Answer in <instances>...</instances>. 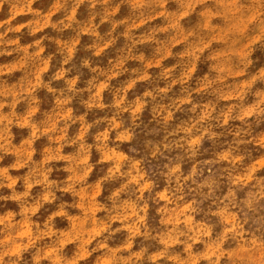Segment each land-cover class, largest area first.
<instances>
[{"label": "clouds", "instance_id": "clouds-1", "mask_svg": "<svg viewBox=\"0 0 264 264\" xmlns=\"http://www.w3.org/2000/svg\"><path fill=\"white\" fill-rule=\"evenodd\" d=\"M36 3L0 0L9 13L0 57H14L0 62V264H264V0H52L48 11ZM84 5L86 21L78 19ZM21 15L32 18L13 24ZM25 30L34 39L22 44ZM84 36L91 56L76 70ZM121 37L129 44L109 66L94 65ZM45 41L61 57L54 71ZM143 44L154 45L155 60L133 55ZM152 68L162 83H152ZM83 69L90 75L79 87ZM138 84L147 86L130 97ZM41 92L52 97L45 111ZM205 94L215 102L194 99ZM185 106L191 116L178 122ZM94 111L108 114L89 121ZM141 134L160 139H145L142 152ZM226 135L231 141L201 161L205 142ZM41 139L48 143L38 152ZM213 165L226 175L218 179Z\"/></svg>", "mask_w": 264, "mask_h": 264}, {"label": "rangeland", "instance_id": "rangeland-1", "mask_svg": "<svg viewBox=\"0 0 264 264\" xmlns=\"http://www.w3.org/2000/svg\"><path fill=\"white\" fill-rule=\"evenodd\" d=\"M15 3H17L18 7H23L26 5L27 3V0H14ZM52 3V0H37V3L35 5H33L34 8H38V9H41L43 11H48L49 9V6L51 5ZM8 5L5 4L4 5V10L3 11H0V20L2 19H6L7 16H8ZM126 15H129L127 9L125 8L124 10L121 11L120 13V17H124ZM87 16H88V12H87V5H84L81 7L79 13H78V19L82 20V21H86L87 20ZM32 17H29V16H25V15H21V16H18L16 20L13 21V24H19L25 20H28V19H31ZM58 17H53V19H57ZM159 23V22H157ZM189 23H191V21H189ZM151 26V25H150ZM149 26V27H150ZM111 26L108 25V24H105L103 25L101 28H100V31H101V34H104L106 33L109 28ZM147 29L146 28H141L139 30V32H145ZM120 31H122V29L118 28L116 29V32L119 33ZM47 34L49 36H58V35H61V34H58V33H54L52 32L50 29L46 30ZM44 33H40L38 35H43ZM139 33H137L138 35ZM12 36L14 35H18V34H10ZM74 36V33L71 32V31H67L65 33L62 34V38L63 39H70ZM38 38V37H36ZM32 39H34L33 37H30L27 35V30L24 31L23 35H22V38H21V43L22 44H25V43H29ZM92 43V39L91 37L89 36H84L82 39H81V42H80V45H79V49H78V52H77V55H76V59L75 61L73 62L74 65L76 66V70H79V63H80V60L83 58V57H89L91 56V53L90 52H87L85 51V46ZM45 44L47 45V51L45 53V55H48V54H53L54 55V59H53V62H52V69L53 71L59 66V62L61 60V57L59 55H56V49H57V46L55 43H52V42H49V41H45ZM129 42L124 40L123 37H121L117 42L116 44L109 48L101 57L99 58H93V63L94 65L95 64H98L102 67H108V61L109 59H114L120 52V49L123 48V47H126L128 46ZM154 45H151V44H143V45H139L137 46L135 49H133V55L137 54V53H143L146 57L147 60H155L156 59V54L154 52ZM14 57H0V62H6V61H9V60H12ZM174 61L173 60H166L164 63L165 65H171ZM261 63H264V57L261 58ZM129 68H132V67H138V68H142L143 66L140 65V64H137L135 61H130L129 64L127 65ZM158 69L156 68H152L151 69V72L153 74V81L152 83L155 84V83H162L160 81H158L156 79V75L158 73ZM207 71V66L205 64H201L200 65V68H199V71L197 73V77L200 76V74L204 73ZM89 73H88V70L87 69H83V76H82V80H81V84L78 85L79 87H83L84 86V83L86 82V80L89 78ZM51 76V73L48 74V76L46 78H50ZM128 77L127 76H123V77H120L119 79L117 80H114L112 81V88L109 89L108 92L104 93V101L106 103H110L111 102V93L117 89L120 85H122L125 80L127 79ZM201 81L199 79L196 80V83L193 84V86H197ZM55 87H62L63 86V82H58L54 85ZM147 85L145 84H138L136 86V88L133 90L132 93H129V96H133V95H136V94H140L144 88L146 87ZM180 92H179V86H177V89L174 90V93L173 95H179ZM40 96H41V99H42V111H45L47 109L50 108L51 104H52V97L44 92H41L40 93ZM85 98L87 96V94L85 93L84 94ZM197 102L199 103H206V102H209V101H214V98L211 97L210 95H200V96H196L194 98ZM73 107L75 108V111H76V114H81L84 112V109L80 106L79 104V98H77V101L74 102V105ZM189 106H185L183 109H181V112L178 114V116L176 117V120L179 122V121H183V120H186L188 119L190 116H191V113H189L187 111ZM223 108L219 106L218 104V111H222ZM108 114L107 112H99V111H94V112H91L88 114V120L91 121L99 116H103V115H106ZM151 119V116H149L147 113L145 114L144 116V120H145V123H147L149 120ZM237 125L233 124V125H230V127H236ZM149 128H156L157 125L156 124H149L148 125ZM218 131L220 129H217ZM16 135H17V138L18 139H21L23 138L25 135H26V131L25 130H20V129H16ZM96 129H93V132H95ZM224 131H227L226 129ZM77 132V126H73V128L70 130V135H75V133ZM257 136L258 137H261V138H264V130H261L257 133ZM145 139H152V140H159L160 137L159 136H145L143 134L139 135L138 138H137V141L135 142V147L139 148L142 152L144 151V148H143V142ZM231 141V137L230 136H225V137H222L220 141H218L215 145L211 144L210 142H205V149H207V152H203L201 153V156H200V160L203 161L205 159H210L214 156V154L221 150L224 146H225V143L226 142H230ZM48 143V141L46 139H41L39 140L37 143H36V148L39 152V150H42L44 146H46ZM65 151H70V149H65ZM244 151H248L247 148L244 149ZM255 151V150H254ZM261 155H264V152L261 153ZM37 159L39 158V155L36 157ZM95 159V157H94ZM9 161L6 159L5 160V163H8ZM152 167H156L155 163L153 165H151ZM189 162L185 161V171H187L188 167H189ZM207 167V166H206ZM100 169L103 168V166H99ZM213 168V174L219 179L223 176L226 175L225 171H224V168H225V165H213L212 166ZM99 171L96 173V175H99ZM54 176L56 178H62L64 176V173L62 171H58V172H55L54 173ZM6 191V190H5ZM35 191H39L38 189L35 190ZM10 207H15L14 205H9ZM47 215V211L46 210H42V213H41V218H44L45 216ZM157 219L158 217L155 215V213L153 212L151 214V219H150V223L153 225V227H157ZM58 224H63V221H58L57 222Z\"/></svg>", "mask_w": 264, "mask_h": 264}]
</instances>
